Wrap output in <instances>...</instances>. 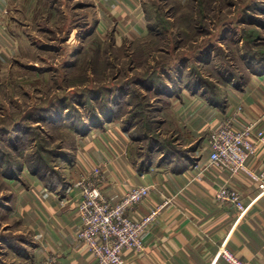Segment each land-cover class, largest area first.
<instances>
[{"label":"crops","instance_id":"crops-1","mask_svg":"<svg viewBox=\"0 0 264 264\" xmlns=\"http://www.w3.org/2000/svg\"><path fill=\"white\" fill-rule=\"evenodd\" d=\"M60 1L70 3L68 15L76 17L74 25L87 37L133 40L150 32L144 0H0V73L12 71L29 39L25 28L30 18L47 21L51 10L66 14V6L58 7ZM77 9L81 12L76 16ZM167 86L172 91L160 98L166 107L152 121L160 118L157 131L173 138L172 149L162 147L153 131L143 136L135 132L132 119L114 116L98 118L100 123L80 133L69 166L63 160L67 172L55 186L25 162L20 164L25 174L17 176L10 162L0 160V264H39L52 255L59 264H97L77 236L78 182L84 178L111 201L133 186L151 185L133 210L136 219L169 199L144 231L145 250L126 248L125 264H230L220 254L222 246L249 264H264V176L231 174L210 165L208 147L219 120L241 105L234 123L255 124L252 139L258 148L249 165L257 173L264 171V68L247 67L243 75H232L218 93L205 84ZM112 101L124 109L122 99ZM222 185L241 192L246 206L242 214L234 204L215 200Z\"/></svg>","mask_w":264,"mask_h":264},{"label":"rangeland","instance_id":"rangeland-1","mask_svg":"<svg viewBox=\"0 0 264 264\" xmlns=\"http://www.w3.org/2000/svg\"><path fill=\"white\" fill-rule=\"evenodd\" d=\"M144 1L150 32L133 40L87 37L67 2L58 3L65 15L30 18L12 71L0 73V160L12 173L23 176L25 162L49 186L61 183L76 138L98 118L132 119L135 132L153 131L172 149L173 138L157 131L160 118L152 121L166 107L167 84L218 93L232 75L264 68V0Z\"/></svg>","mask_w":264,"mask_h":264},{"label":"built area","instance_id":"built-area-1","mask_svg":"<svg viewBox=\"0 0 264 264\" xmlns=\"http://www.w3.org/2000/svg\"><path fill=\"white\" fill-rule=\"evenodd\" d=\"M241 110L240 105L232 115L222 117L211 131L208 138L209 162L231 174L244 172L261 178L264 171L257 173L249 165V158L258 148V142L252 139L255 124L237 127L234 123ZM78 183L81 190L76 202V212L80 218L77 236L95 256L97 264H125L126 248L144 251V231L157 218L169 199L166 198L148 214L136 219L133 217V210L149 194L151 185L133 186L119 200L111 201L90 178H84ZM215 200L222 204H234L240 214L246 209L241 192L228 185H222L216 190ZM220 254L230 264H249L225 246L220 248ZM39 264L59 262L57 256L52 255Z\"/></svg>","mask_w":264,"mask_h":264}]
</instances>
